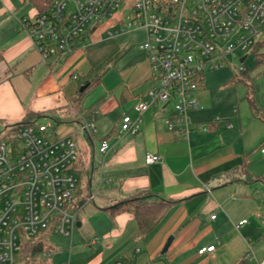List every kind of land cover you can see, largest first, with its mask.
<instances>
[{"label":"crops","instance_id":"1","mask_svg":"<svg viewBox=\"0 0 264 264\" xmlns=\"http://www.w3.org/2000/svg\"><path fill=\"white\" fill-rule=\"evenodd\" d=\"M38 12L29 0H0V120L14 124L29 113H42V120L75 124L67 134L77 138L78 164L91 165L95 176L90 185L93 198L85 204L94 206L84 217L93 228L91 238L74 249L77 259L71 264H112L123 256L133 264H238L250 239L264 233V88L254 84L264 72L253 71L244 97L248 104L242 110L234 103H213L204 77L200 105L190 118L195 124L212 122L208 131L195 128L187 138L176 136L167 127L169 105L147 111L139 132L120 135L122 116H134L135 104L154 84L148 53L131 47L120 54L116 45L95 52L90 42L65 57L44 61L21 27L23 18ZM109 59L113 65L127 59L123 68L129 70L131 88L119 93L113 85L104 88L100 98L87 101L90 88L102 84L105 72L86 86L75 108L71 97L82 91L81 82ZM95 110L96 132L89 135L82 127ZM103 139L111 145L105 154L99 150ZM150 152L161 159L148 164ZM141 191L174 203L155 228L138 238L132 213L112 216L104 207ZM244 219L247 222L238 227ZM79 222L82 226L84 220ZM94 237L98 241L90 243ZM211 244H216L214 251L198 253Z\"/></svg>","mask_w":264,"mask_h":264},{"label":"built area","instance_id":"2","mask_svg":"<svg viewBox=\"0 0 264 264\" xmlns=\"http://www.w3.org/2000/svg\"><path fill=\"white\" fill-rule=\"evenodd\" d=\"M122 7L126 19L117 21L115 13ZM114 19L116 24L111 22ZM105 22L110 24L109 37L129 29L144 30L139 48L148 53L153 70L154 84L135 104V115L122 116L120 135L139 132L147 111L171 105L167 127L187 138L195 128L208 131L212 126L210 121L195 124L190 118L200 105L195 92L205 72L223 67L236 51L246 53L237 67L244 70L247 53L264 40V0H51L45 12L23 18L21 27L48 61L83 46ZM97 114L95 110L84 120L82 129L89 135L96 132ZM55 127L53 119L15 130L7 126L0 141V264H17L29 238L44 231L72 236L78 227V211L83 208L75 204L80 152L73 134L55 136ZM110 148L108 139H103L100 152L105 154ZM260 151L264 153V145ZM160 159L151 152L145 157L148 164ZM215 249L216 244L206 245L198 253ZM112 264L133 262L123 256ZM239 264L264 261L249 248Z\"/></svg>","mask_w":264,"mask_h":264},{"label":"rangeland","instance_id":"3","mask_svg":"<svg viewBox=\"0 0 264 264\" xmlns=\"http://www.w3.org/2000/svg\"><path fill=\"white\" fill-rule=\"evenodd\" d=\"M126 12L124 11L123 7L120 8L115 13V19L118 21L119 19L125 18ZM114 24L117 23L116 20ZM126 19V18H125ZM109 23L105 22L101 24L96 33L89 37L88 41L85 42V45H89L92 42L91 47L92 50L98 52L102 50V48L112 47L114 45L118 46L120 54H124L126 48H134L137 52H142L139 48L141 42L145 39V32L141 29H129L120 34L110 37L111 39H107L109 37L107 34V30L109 27ZM98 39L103 41L96 42ZM105 39V40H104ZM96 42V43H95ZM94 43V44H93ZM264 51V45L260 49ZM246 53L243 51H236L234 54H231L226 59V64L221 67L220 69L215 70H207L204 74L206 88L209 90L208 95L211 101L215 104L219 103V101L228 102L229 104H236L237 108L245 109L248 102L247 99L244 98L246 94V85L243 82H233V78L236 74L239 73V69L237 68L240 66V57L245 55ZM248 57L245 61V66L249 69L255 66L257 62V58L255 55L254 50L249 51ZM131 55V54H129ZM130 57V56H128ZM125 62L118 65L109 64L106 70V73L103 75V82L102 84L92 86L88 92V97L86 98L87 101L93 102L96 99L102 96L103 89L116 85L118 87V92L122 93L124 91H128L131 88V83L128 78V71L124 69V64H126L127 59L124 60ZM105 69V68H104ZM260 69V68H259ZM254 71L256 73L257 70ZM252 76H254L252 72ZM105 77V78H104ZM250 81V79H249ZM254 84L256 86L261 85L264 88V74L257 79L254 78ZM204 87V88H205ZM203 91V87L198 88L195 92V95L198 97L200 92ZM121 111V110H120ZM42 121V119H40ZM11 124H7L4 121L0 120V141L5 137V132L7 126ZM75 124L71 123H56L55 127V136L67 135L70 133L72 129H74ZM75 140H77L76 136L73 135ZM79 148V146H78ZM80 151V149H79ZM99 155V154H98ZM94 206V203H89L85 207L81 208L78 211V219L84 220L82 226H78L72 236H64L61 234H52L50 236V242L54 245L55 251L52 255V262L53 264H57L59 262H68L74 263L77 259L75 255V248L80 246L82 243L89 241L91 238V232L93 230L89 221H87L84 217L85 214L90 212L91 207ZM250 246L248 247L252 249L253 254L259 260H261L259 255L264 256V233L262 236L256 238L255 240L250 239ZM71 251V252H70Z\"/></svg>","mask_w":264,"mask_h":264},{"label":"trees","instance_id":"4","mask_svg":"<svg viewBox=\"0 0 264 264\" xmlns=\"http://www.w3.org/2000/svg\"><path fill=\"white\" fill-rule=\"evenodd\" d=\"M37 9L38 13L45 12L51 3V0H29ZM37 13V14H38ZM264 42H259L254 47V52L257 58V62L251 69L245 68L239 71L233 78V82H243L247 87L253 82L252 72L257 70L256 75L264 72V51H261V47ZM112 59L106 60L100 66L94 68L91 73V78H88L82 84L91 85L92 82L99 80L106 72L108 65ZM105 68V69H104ZM250 79V81H249ZM81 81V79H80ZM87 88V87H86ZM85 88V89H86ZM85 89L77 92L71 97V101L75 108L80 106ZM42 113H29L21 121L8 125L15 130L18 126L26 123H34L42 119ZM55 123H60L61 119H53ZM77 174L79 178L77 193L75 196V204L79 207H84L90 200L92 194V180L95 176V168H91V165L81 167L77 162ZM254 179L249 178L247 181L252 182ZM174 203L172 200H165L155 193L149 191H141L131 199L123 200L104 207L112 216L124 211L132 213L139 225L138 238H143L153 228H155L159 222L164 218L171 205ZM51 232L44 231L36 237L29 238L25 241L20 257L17 264H53L52 255L55 251L54 245L50 242ZM239 264V263H238Z\"/></svg>","mask_w":264,"mask_h":264},{"label":"water","instance_id":"5","mask_svg":"<svg viewBox=\"0 0 264 264\" xmlns=\"http://www.w3.org/2000/svg\"><path fill=\"white\" fill-rule=\"evenodd\" d=\"M86 86H87V85H83L82 88H81V90L85 89ZM80 225H81L80 222H78V226H80ZM170 240H171V239H170ZM170 240H169V242H170ZM169 242H168V244H169ZM168 244H167V246H168ZM167 246H166V247H167Z\"/></svg>","mask_w":264,"mask_h":264}]
</instances>
